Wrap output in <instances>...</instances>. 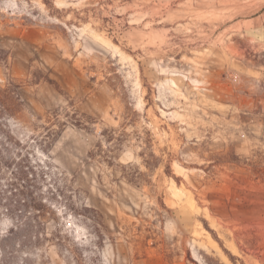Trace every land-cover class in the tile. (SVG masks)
I'll return each instance as SVG.
<instances>
[{
    "label": "rangeland",
    "instance_id": "1",
    "mask_svg": "<svg viewBox=\"0 0 264 264\" xmlns=\"http://www.w3.org/2000/svg\"><path fill=\"white\" fill-rule=\"evenodd\" d=\"M0 57L33 136L69 103L93 120L31 148L61 173L42 185L48 237L87 246L84 264H264V0H0ZM16 243L0 264H71Z\"/></svg>",
    "mask_w": 264,
    "mask_h": 264
},
{
    "label": "trees",
    "instance_id": "2",
    "mask_svg": "<svg viewBox=\"0 0 264 264\" xmlns=\"http://www.w3.org/2000/svg\"><path fill=\"white\" fill-rule=\"evenodd\" d=\"M20 86L21 82L16 79L9 80L5 86H0V210L8 216L12 224V228L0 237V249L4 252L3 260L15 259L12 252L7 250L11 246L10 242L17 241V246L27 249L24 252V258L38 256L37 252L40 251L42 243H53L58 256L69 259L71 264H84L86 252H90L89 260L94 262V258L98 256L92 250L88 251V247L82 243H72L58 230L52 232L50 237L47 236L44 220L51 212L43 203L42 185L48 175L54 176L61 173L56 166L36 157L34 149L33 152L31 151L33 146L38 149L48 146L58 134V130L62 131L67 124L88 130L93 120L89 116L80 117V114L72 109L73 105L69 103L68 108L71 113L68 110L62 114L52 111L46 116L45 125L40 126L41 130H44L43 135L33 136L35 132L33 125H23L21 120L23 101L18 94ZM60 115L64 121H59ZM20 130L23 132L20 133ZM109 137L115 142L114 150H120L121 140L111 134ZM107 158L106 163L112 164L113 157ZM139 174L138 172L136 175L123 174V178L126 182L133 184ZM83 210L88 209L84 207ZM91 211L96 215L89 217L80 214L92 223L91 228L86 226L84 229L87 231L92 229L93 235L102 240L101 231L97 228L102 227V223L98 220L101 216L96 211L92 209ZM5 251H7L6 254Z\"/></svg>",
    "mask_w": 264,
    "mask_h": 264
}]
</instances>
